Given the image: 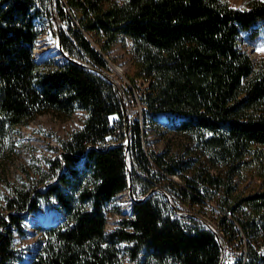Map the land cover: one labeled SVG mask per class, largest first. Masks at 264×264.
<instances>
[{"label": "trees", "instance_id": "1", "mask_svg": "<svg viewBox=\"0 0 264 264\" xmlns=\"http://www.w3.org/2000/svg\"><path fill=\"white\" fill-rule=\"evenodd\" d=\"M51 11L62 21L52 29L64 57L37 58ZM121 40L131 42L146 81L145 120L159 125L153 118L167 115L168 131L184 138L176 147L149 149L147 123L127 124L126 95L106 73ZM260 41L264 0L242 8L228 0H0V165L15 133L39 114L86 115L58 154L31 152L26 177L6 182L0 264H264V58L247 48ZM255 164L261 183L246 190L243 171ZM127 188L134 197L125 216L113 199ZM42 200L64 216L36 225L41 238L23 262L15 232L27 234L25 216ZM178 201L215 203L217 223L199 209L177 211ZM110 212L120 218L107 230Z\"/></svg>", "mask_w": 264, "mask_h": 264}, {"label": "rangeland", "instance_id": "2", "mask_svg": "<svg viewBox=\"0 0 264 264\" xmlns=\"http://www.w3.org/2000/svg\"><path fill=\"white\" fill-rule=\"evenodd\" d=\"M228 1L235 7L242 8L245 5V0ZM51 5L54 7L53 3H51ZM43 20L42 23L44 27L36 40L35 46L36 48L46 46L47 48H51L54 52L56 50L55 48L58 50V40L53 34L52 26L54 24V26L58 27L62 25V21L56 15V11H51V14L44 15ZM41 37L47 39L39 44V39ZM247 48L254 60L258 57L264 58V41L258 42L255 46L248 45ZM35 52L34 49V54ZM51 57L60 59L62 55H54ZM107 58L111 67V70H106L107 75L119 86L123 95H126L128 102V110L126 113L127 124L136 117H139L143 123H147L144 127L147 132L146 145L149 149L161 151L168 146L176 147L184 138L173 131H168L167 127H172L173 122L167 115L159 114L153 118V120L157 119L159 125L154 124L150 120H145L144 108L140 102L139 93L140 90L146 86V81H144L143 77L138 75V69L133 62L131 42L129 40L119 41L113 46L110 57L107 56ZM85 116L83 110H76L72 115L67 117H60L52 112H45L36 116L28 125L19 128L15 133L14 141L17 144H14L13 152L8 160L0 165V201L1 194L7 191L6 182L18 181L20 175L26 177L23 166H30L29 161L31 159V152L38 156L41 155V152H44V154H58L60 150L59 140L67 137L71 131L81 127ZM129 136V131L124 130L123 141H126ZM107 139L109 144L116 143L115 136H108ZM3 167L5 168L4 170H2ZM262 172L263 169L259 167L258 164L244 170L241 179L242 187L246 190L257 187L261 183L260 173ZM170 178L174 182L182 185L185 184L183 178L178 175H172ZM160 188L161 185L159 186V190ZM133 197V193L127 188L115 196L113 205L120 204L121 214L128 216L131 213ZM175 207L179 208L177 211H183V209L188 211L199 209L190 206V204L185 201H178ZM214 208H217L215 203H211V207H209V205L205 206L199 209V211H196V213L201 219H205L215 225L220 210L217 209V211L214 212ZM119 218L120 214L110 212L108 215L109 224L116 222ZM57 221H59V219H57V209L54 207L53 203H49L45 200L41 201L38 209L27 213L24 219V228L27 234L20 235L18 232H15L17 245L22 252L23 262H27L30 259L31 254L41 238L42 233L36 229V225L39 224L46 227V225L56 223ZM123 264H133V262L126 259Z\"/></svg>", "mask_w": 264, "mask_h": 264}, {"label": "bare ground", "instance_id": "3", "mask_svg": "<svg viewBox=\"0 0 264 264\" xmlns=\"http://www.w3.org/2000/svg\"><path fill=\"white\" fill-rule=\"evenodd\" d=\"M47 38H43V37H41L40 39H39V44H40V42H44L45 40H46ZM56 50L53 52V50L51 49V48H47L46 46H44V47H42V48H39V47H37L36 49H35V55H37L36 57L37 58H44V57H46V56H54V55H61V53L59 52V50H57V48H55ZM57 52V53H56Z\"/></svg>", "mask_w": 264, "mask_h": 264}, {"label": "built area", "instance_id": "4", "mask_svg": "<svg viewBox=\"0 0 264 264\" xmlns=\"http://www.w3.org/2000/svg\"><path fill=\"white\" fill-rule=\"evenodd\" d=\"M53 204H54V207H55L56 202L54 201ZM55 208H56V207H55ZM56 209H57V208H56ZM63 216H64V213H63L61 210H58V209H57V219L62 220ZM116 222H117V220H116ZM116 222H113L112 224H109V219H108L106 229H107V230H111V229H113V228L115 227V225H116Z\"/></svg>", "mask_w": 264, "mask_h": 264}, {"label": "water", "instance_id": "5", "mask_svg": "<svg viewBox=\"0 0 264 264\" xmlns=\"http://www.w3.org/2000/svg\"><path fill=\"white\" fill-rule=\"evenodd\" d=\"M57 47H58V50L61 53L62 57H64V53L62 51V47H61L60 41H58ZM45 58H48V57H45ZM127 142H128V139L126 141H124V143H127ZM129 190H130V188H129Z\"/></svg>", "mask_w": 264, "mask_h": 264}]
</instances>
